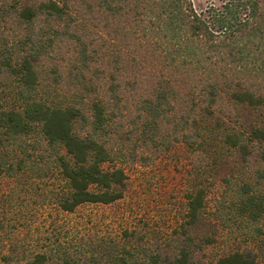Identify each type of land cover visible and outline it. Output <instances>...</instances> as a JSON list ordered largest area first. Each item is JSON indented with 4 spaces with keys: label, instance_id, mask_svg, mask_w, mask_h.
<instances>
[{
    "label": "trees",
    "instance_id": "obj_1",
    "mask_svg": "<svg viewBox=\"0 0 264 264\" xmlns=\"http://www.w3.org/2000/svg\"><path fill=\"white\" fill-rule=\"evenodd\" d=\"M177 143L199 169L248 168L238 210L262 218L264 0L202 11L191 0H0V174L57 171L56 204L71 212L122 197L117 161L147 164ZM206 193H186L175 250L122 245L109 264H200L195 251L213 242L192 237ZM47 259L33 252L16 264ZM256 259L244 248L214 264ZM0 264H13L1 249Z\"/></svg>",
    "mask_w": 264,
    "mask_h": 264
},
{
    "label": "rangeland",
    "instance_id": "obj_2",
    "mask_svg": "<svg viewBox=\"0 0 264 264\" xmlns=\"http://www.w3.org/2000/svg\"><path fill=\"white\" fill-rule=\"evenodd\" d=\"M222 1L191 3L202 11L210 5L220 6ZM196 162L182 143L147 164L117 161L126 174L122 197L107 204L83 203L71 212L56 204L65 186L57 171L16 176L2 173L0 249L13 264L33 252L45 253V264L91 260L109 264L122 245L139 252L169 253L175 250L176 231L186 220V193L201 186L207 193L192 237L197 242L208 235L213 242L196 250L193 258L200 264H214L223 254L250 248L257 254L255 264H264V215L253 222L238 210V189L249 178L248 168L237 163L234 167L203 165L199 169ZM221 176L229 181L221 182ZM256 191L263 194L264 185Z\"/></svg>",
    "mask_w": 264,
    "mask_h": 264
}]
</instances>
